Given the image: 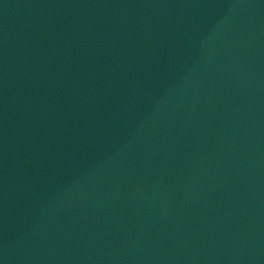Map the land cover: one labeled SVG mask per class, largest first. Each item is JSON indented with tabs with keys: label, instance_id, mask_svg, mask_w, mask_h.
<instances>
[{
	"label": "water",
	"instance_id": "water-1",
	"mask_svg": "<svg viewBox=\"0 0 264 264\" xmlns=\"http://www.w3.org/2000/svg\"><path fill=\"white\" fill-rule=\"evenodd\" d=\"M110 0H0V264H44L80 92Z\"/></svg>",
	"mask_w": 264,
	"mask_h": 264
}]
</instances>
